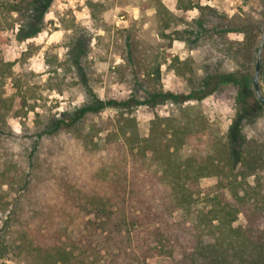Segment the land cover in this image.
I'll return each mask as SVG.
<instances>
[{"label": "trees", "instance_id": "obj_1", "mask_svg": "<svg viewBox=\"0 0 264 264\" xmlns=\"http://www.w3.org/2000/svg\"><path fill=\"white\" fill-rule=\"evenodd\" d=\"M51 1L0 0V15L22 16L18 39L25 40L41 31L40 27L28 32L30 23H43ZM149 1L155 12H142L137 22L120 33L123 62L117 69L132 77L131 94L123 100L105 99L87 85L85 100L73 118H60L51 132L40 135L32 149L21 150L18 160L10 158L0 164V212H8L9 222L25 229L18 241L10 242L0 230V258L12 259L15 264H150L148 258L154 257L166 258L170 264H264V139L248 138L243 132L240 122L246 108L242 104L223 145L234 176L229 191L221 183L201 187L198 179L180 170L141 169L125 144H109L107 159L96 166L83 162L79 151L75 158L67 159L59 143L42 141L45 135L51 137L62 127L82 124L88 116L101 119L96 126L102 131L107 121L101 113L107 108L169 103L183 111L185 103L202 101L224 83L241 86L254 74L260 33L250 20L229 17L201 0H177L178 10L199 11L196 20L200 31L209 39L218 35L222 45L228 42L226 53L238 65L235 72H224L221 61L200 76L194 58L174 56L162 42L171 39L167 30L177 20L175 12L163 0ZM98 5L97 1H89L93 18L98 17ZM102 25L106 30V24ZM228 33H242L243 39L232 45L225 39ZM6 65L4 68L0 60V73L9 68L12 77L15 62ZM163 65L187 78L188 93L164 88ZM261 79L264 80V48ZM27 99L23 96L24 105ZM12 106L13 101L8 103L0 97V133L11 137L15 133L7 123V115ZM188 110L190 120L200 125L196 128L200 131L190 133L189 126H184L174 135L188 141L195 135L190 143L204 151L208 142L198 145L194 139L207 136L208 131H201H210V125L205 124V116L196 111L194 104ZM214 139L217 145L223 136L217 133ZM216 157L215 153L199 154V164L193 166V171L215 168ZM239 163L241 168L235 172ZM175 165L186 168L183 163ZM252 176L254 184L248 181ZM51 191L54 197L49 195ZM11 194L15 197L8 200ZM196 202L203 206L194 208ZM240 212L245 216V225L234 224ZM77 213L88 217L81 231L76 226ZM98 231L106 242L99 248L95 244ZM13 253L20 258H13Z\"/></svg>", "mask_w": 264, "mask_h": 264}, {"label": "rangeland", "instance_id": "obj_2", "mask_svg": "<svg viewBox=\"0 0 264 264\" xmlns=\"http://www.w3.org/2000/svg\"><path fill=\"white\" fill-rule=\"evenodd\" d=\"M89 1L52 0L43 23H30L28 32L40 27L41 31L25 40L18 39L23 17L18 14H13L12 17L7 13L0 15V60L4 68L8 67L7 63L15 62L12 77L9 68L0 73V97L8 103L13 101L7 115V123L15 133L13 137L0 133L1 165L10 158L18 160L20 158L18 153L24 148L32 149L41 138L40 135L51 132L60 118L68 120L73 118L77 108L85 100L87 85L91 86L99 97L105 99L123 100L131 94L132 77L117 69L118 64L123 62L120 33L124 28L137 22L142 12L151 14L152 2L93 0L99 2L98 17L93 18V9L89 6ZM165 1L177 16L174 25L167 30L171 39L162 40L169 53L183 60L194 58L200 76L207 70L212 71L218 67L221 61L225 64L224 72L236 70L238 67L236 61L233 62L225 50L228 42L222 45L218 35L209 39L200 31L196 20L199 13L197 9L180 11L175 8L176 0ZM201 2L216 7L229 17L241 16L250 20L261 37L264 26V0H201ZM122 14L126 15V21L119 23L117 18ZM102 24H106V30ZM226 36L225 39L232 45H237L243 39L242 33H228ZM162 69L165 89L176 93L190 91L185 76L177 75L166 65H163ZM253 75L248 76L244 83H240L241 86L233 82L224 83L202 101L193 100L185 103L183 111L169 103L155 106L139 105L131 109L107 108L101 113V117L107 121L102 125V131L96 126L101 119L88 116L82 124L62 127L51 137L45 135L42 141L46 140L49 145L59 143L58 147L63 149L64 153L62 156H66L67 159L75 158L79 151L82 153L80 158L83 162L87 160L96 166L107 159L105 154L109 144H125L131 155L134 154V160L141 169L180 170L183 174L188 173L198 179L201 187L221 183L229 191L234 183V176L229 170L228 155L223 145L239 105L242 104L246 108L240 122L245 135L248 138L264 139V104L258 101ZM261 80L264 94V80ZM23 96L28 98L25 105ZM193 104L196 111L202 112L205 116V124L210 125V131L206 128L201 131V133L208 131L207 136L194 139L198 145L203 141L208 142L204 151L190 143L195 135H192L189 141L185 137L179 139L174 135L177 129L182 132L184 126H189L190 133L199 130L196 128L200 125L193 123L189 118L188 108ZM217 133L223 136V141L215 145L214 138L217 137ZM235 152L237 156L239 152L237 145ZM213 153L217 156V166L205 171L197 169L195 173L193 166L199 164L198 155L206 156ZM177 162L183 163L186 168H177L175 165ZM240 168L239 163L235 172ZM202 171L203 173H200ZM253 180V176L248 179L251 184H254ZM49 195L55 196L53 191ZM14 197L15 195L11 194L8 200ZM201 206L203 204L196 202L194 208ZM76 215V226L78 231H81L88 217L83 213ZM234 224H246L242 212L238 214ZM0 230L8 242L14 239L18 241V237L25 231L21 224L9 222L8 212H0ZM95 244L97 247L106 244L99 231L95 237ZM12 256L20 258L16 257L15 253ZM147 262L171 263L170 260L161 257L148 258ZM5 263L15 264V261L0 258V264Z\"/></svg>", "mask_w": 264, "mask_h": 264}, {"label": "water", "instance_id": "obj_3", "mask_svg": "<svg viewBox=\"0 0 264 264\" xmlns=\"http://www.w3.org/2000/svg\"><path fill=\"white\" fill-rule=\"evenodd\" d=\"M263 48H264V26L261 32L260 44H259L258 53H257L256 68H255V73L253 75V85L255 88V92H256L258 100L262 104H264V94L262 92L261 83H260V70H261V65H262Z\"/></svg>", "mask_w": 264, "mask_h": 264}, {"label": "crops", "instance_id": "obj_4", "mask_svg": "<svg viewBox=\"0 0 264 264\" xmlns=\"http://www.w3.org/2000/svg\"><path fill=\"white\" fill-rule=\"evenodd\" d=\"M164 1V3L170 8V9H172L171 8V6L170 5H168L167 4V2L165 1V0H163ZM176 5H177V0H176V3H175V8H176ZM151 8L153 9V12L152 13H154L155 12V10H154V8H153V6H152V4H151ZM177 9V8H176ZM173 10V9H172ZM178 10V9H177ZM194 10V9H193ZM174 11V10H173ZM181 11V10H180ZM189 11V10H188ZM175 12V11H174ZM151 13V14H152ZM125 17H126V15L125 14H122V15H120L117 19V21L120 23V22H125L126 20H125Z\"/></svg>", "mask_w": 264, "mask_h": 264}, {"label": "flooded vegetation", "instance_id": "obj_5", "mask_svg": "<svg viewBox=\"0 0 264 264\" xmlns=\"http://www.w3.org/2000/svg\"><path fill=\"white\" fill-rule=\"evenodd\" d=\"M259 101V100H258ZM260 102V101H259Z\"/></svg>", "mask_w": 264, "mask_h": 264}]
</instances>
